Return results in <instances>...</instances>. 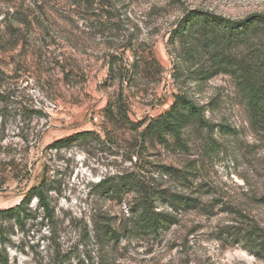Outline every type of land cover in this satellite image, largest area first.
<instances>
[{
    "label": "rangeland",
    "instance_id": "374dc122",
    "mask_svg": "<svg viewBox=\"0 0 264 264\" xmlns=\"http://www.w3.org/2000/svg\"><path fill=\"white\" fill-rule=\"evenodd\" d=\"M73 1L0 0V209L43 178L56 209L50 222L33 197L22 225L0 216V264H264V121L244 67L264 73V26L229 48L171 37L188 10L242 20L264 15V0ZM179 94L204 106L213 130L189 124L166 143L143 135ZM84 130L99 137L55 144ZM130 172L199 206L157 235L103 239L100 226L127 225L138 195L96 185ZM250 225L262 249L227 233Z\"/></svg>",
    "mask_w": 264,
    "mask_h": 264
},
{
    "label": "trees",
    "instance_id": "16d2710c",
    "mask_svg": "<svg viewBox=\"0 0 264 264\" xmlns=\"http://www.w3.org/2000/svg\"><path fill=\"white\" fill-rule=\"evenodd\" d=\"M109 1L74 0L73 3H84L86 7L96 4L104 8L109 5ZM256 26L258 28L264 26V15L235 20L209 11L191 9L179 20L178 26L171 32V37L184 38L186 35L196 36L200 34L209 46L229 48L233 45L248 44L250 34L255 31ZM244 61L247 78L253 87V114L257 120L264 121V73L260 64H252L247 59ZM110 118L113 119L114 117L111 116ZM189 124H196L198 128L208 131H212L214 127V124H211L205 115L204 106L199 105L189 95L179 94L175 97L170 110L158 118L151 119L142 134L152 140L166 143L171 136L180 140L182 131ZM225 128H229V126H223V129ZM91 137L98 138L99 136L93 130H84L70 137L60 139L55 144L64 147L69 145L71 141L85 140ZM162 172L180 179H188L187 176L180 175L179 171L173 167L163 166ZM96 188L102 196L121 197L123 193L129 191L136 192L138 195L130 206L129 223L127 225L118 229L112 228L107 223L100 226L99 230L103 239L118 241L125 236L157 235L178 222L180 209L199 206L197 198L171 193L168 190L149 185L134 172L105 177L97 183ZM52 190L54 189L48 185L46 178H43L39 185L28 191L19 204L0 209V216L15 219L22 225L31 215L29 201L31 198L36 197L44 211V217L50 222H54L56 220V209L50 196ZM260 232L261 228L256 225L244 227L240 232L235 229L227 231L230 235L241 236V239H245L246 244L255 250L262 249L263 242L257 237ZM0 234H3L1 227ZM2 258L3 254L0 251V260Z\"/></svg>",
    "mask_w": 264,
    "mask_h": 264
}]
</instances>
